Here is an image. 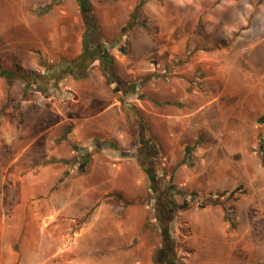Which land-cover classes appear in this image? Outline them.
Segmentation results:
<instances>
[{
    "label": "rangeland",
    "instance_id": "374dc122",
    "mask_svg": "<svg viewBox=\"0 0 264 264\" xmlns=\"http://www.w3.org/2000/svg\"><path fill=\"white\" fill-rule=\"evenodd\" d=\"M127 1L90 0L102 42L119 40L118 69L134 21L132 60L189 83L188 101L160 108L185 123L143 112L146 93L120 103L99 61L89 82L67 70L77 57L48 61V14L73 4L84 22L77 0H0V65L48 82L24 98L0 78V264H264V0H141L136 18ZM63 70L73 95L53 79ZM140 124L159 151L148 171Z\"/></svg>",
    "mask_w": 264,
    "mask_h": 264
},
{
    "label": "crops",
    "instance_id": "0c3cea01",
    "mask_svg": "<svg viewBox=\"0 0 264 264\" xmlns=\"http://www.w3.org/2000/svg\"><path fill=\"white\" fill-rule=\"evenodd\" d=\"M50 1V0H48ZM52 1V0H51ZM126 0H108L109 3L116 4L117 6H124ZM129 3V8L132 12L136 10V8L142 3L141 0H129L127 1ZM103 3V0H96L95 6H100ZM70 11V12H69ZM77 11L78 7L76 5H71L70 7L66 9H60V13L58 11H51L48 14V61L50 63H55V61L62 57H70V58H76L79 57L80 54V35L84 33L85 30V24L83 21L79 22L77 19ZM141 12L148 15L150 12V6L149 3H143L141 7ZM68 14H74V18L78 20L77 24L75 25L74 22H60V20H54L61 18L62 15L66 16ZM95 14V13H94ZM73 17V16H72ZM95 17L97 21L99 22L100 17H97L95 14ZM67 21V20H65ZM99 24V23H98ZM101 24V23H100ZM115 25V24H114ZM123 25V23L119 24V27ZM100 25V29H101ZM103 27V26H102ZM137 40H145V38L137 39L133 35L130 37L125 36L124 42L129 45V49L127 50V53L124 54V56H118L117 59L119 61L118 63V69L116 68V73L120 81H129L133 80L131 85L132 89H135L138 92H141L143 94L146 93V105L142 102V100H136L141 106V109L146 114H151V110L153 112H157L159 115L163 117V120L168 121V124L172 126H176L181 123H185L183 119L179 121V118H176L172 115L161 113L160 108L162 107H169L174 108V105L176 104V101H188L187 94L185 91L188 90L189 83L184 81L178 80L175 72H173V69L171 68L169 70H163L162 72L154 69H149L147 66L141 65V63L138 65L132 60L130 57V50L132 48V45L136 44L135 42ZM147 40V39H146ZM106 41V40H104ZM106 43V42H105ZM158 43V42H157ZM163 44V43H162ZM73 46V48H71ZM165 47V46H164ZM54 50V52L51 53V50ZM117 49H114L112 51L113 54L117 52ZM160 52V55L165 58L166 52L165 48L158 51ZM117 56V55H116ZM130 65H133L130 68ZM72 78V77H71ZM71 78H68L65 80L63 86L64 90H62V93H68L73 95L75 91H77V87L74 89V86L72 83H68ZM99 79L100 81L106 84V77L104 75H101ZM78 81V80H76ZM84 82L90 81V71L89 76L86 80H81ZM182 86V88H181ZM180 87V89H178ZM66 93V94H67ZM135 96V95H132ZM53 98H55V95H52ZM57 100V99H56ZM187 122V121H186ZM173 129V128H171ZM147 133L151 134V129L149 126H146ZM172 135H174L173 130L171 131ZM149 155V154H148ZM222 181H227V176H222ZM117 231H107L109 235L115 234Z\"/></svg>",
    "mask_w": 264,
    "mask_h": 264
},
{
    "label": "trees",
    "instance_id": "16d2710c",
    "mask_svg": "<svg viewBox=\"0 0 264 264\" xmlns=\"http://www.w3.org/2000/svg\"><path fill=\"white\" fill-rule=\"evenodd\" d=\"M77 2L81 8L83 20L86 26V32L83 38L84 48H83L82 54L79 57L67 63L69 66L67 70H73V69L76 70V73L73 76L74 79L79 80V81L86 80L89 76V69L91 65L95 63L96 61H99L101 63V68L106 77L107 86L118 96L119 102L125 105L127 96L135 95L136 90L132 88H128L124 90L127 87H125V85H123L124 83L120 81V79L118 78L117 73H116L114 59L109 54V52L113 48L117 47L116 45L119 44V40L115 42L114 46L109 45V44L105 45L102 42L100 26L95 17L93 6L90 0H77ZM142 5L143 4L141 3L136 8V10L134 11L133 18H136V16L140 13ZM53 6L54 4L49 5L46 11L49 12L53 8ZM135 26H136L135 22L131 20V22L126 27L123 28L121 37L123 38L127 36V33L130 32ZM41 60H42L41 65L45 67L47 71H52L53 69L56 68L55 66L48 65L45 59L42 58ZM65 63L66 62L64 61L63 64ZM66 76H67L66 70H63V71H60V73H57V75L53 77V79L58 84L62 82L63 80H65ZM0 78L5 80L7 87H10L11 84L15 81H22L25 84L24 98H27L28 94L31 92L32 85L39 84V81L41 80L44 82V85L48 84V82L46 81L47 79H45V77L43 76L28 74L26 72L17 73L13 70L6 69L1 65H0ZM55 89H58V88L55 87ZM40 90L44 94L47 93L45 89L41 88ZM141 126L142 124H140V127ZM140 136L143 142H142L141 147L135 150V153H136L139 163H142V165L140 164L141 168L144 171H148L149 169L148 166L143 165V163L146 160L150 159L151 157H153L152 161H156L159 156V151L157 150L156 145L153 142V140H151V137L147 133V130L144 125L142 126V128H140ZM190 150L191 148H187L188 152ZM149 152H152V153L149 154ZM263 153L264 152H262V165L264 167V154ZM85 162L87 161L85 160ZM170 201L171 203L173 202L172 200ZM213 202L217 203V201H213ZM158 204L162 207L161 202H158ZM172 206H173V210L177 209V206L174 202L172 203ZM225 221L230 225L231 230H235L237 228V216L235 213L231 214L229 211H226Z\"/></svg>",
    "mask_w": 264,
    "mask_h": 264
},
{
    "label": "water",
    "instance_id": "95a60500",
    "mask_svg": "<svg viewBox=\"0 0 264 264\" xmlns=\"http://www.w3.org/2000/svg\"><path fill=\"white\" fill-rule=\"evenodd\" d=\"M86 13V12H85ZM87 14V13H86Z\"/></svg>",
    "mask_w": 264,
    "mask_h": 264
}]
</instances>
